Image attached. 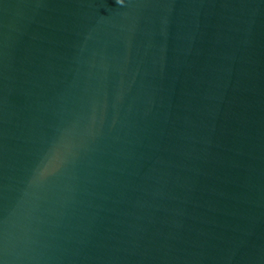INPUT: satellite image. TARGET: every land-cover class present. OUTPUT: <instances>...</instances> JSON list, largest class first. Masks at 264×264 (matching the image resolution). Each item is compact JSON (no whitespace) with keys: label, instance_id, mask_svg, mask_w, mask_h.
Listing matches in <instances>:
<instances>
[{"label":"water","instance_id":"obj_1","mask_svg":"<svg viewBox=\"0 0 264 264\" xmlns=\"http://www.w3.org/2000/svg\"><path fill=\"white\" fill-rule=\"evenodd\" d=\"M0 264H264V0H0Z\"/></svg>","mask_w":264,"mask_h":264}]
</instances>
